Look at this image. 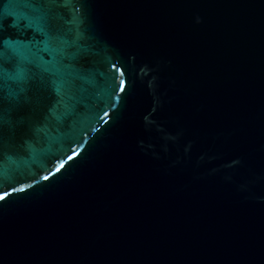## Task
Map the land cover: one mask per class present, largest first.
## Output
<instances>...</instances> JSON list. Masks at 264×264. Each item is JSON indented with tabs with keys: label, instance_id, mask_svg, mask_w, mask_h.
<instances>
[{
	"label": "water",
	"instance_id": "water-1",
	"mask_svg": "<svg viewBox=\"0 0 264 264\" xmlns=\"http://www.w3.org/2000/svg\"><path fill=\"white\" fill-rule=\"evenodd\" d=\"M0 67V264H264V0H0Z\"/></svg>",
	"mask_w": 264,
	"mask_h": 264
},
{
	"label": "snow or ice",
	"instance_id": "snow-or-ice-1",
	"mask_svg": "<svg viewBox=\"0 0 264 264\" xmlns=\"http://www.w3.org/2000/svg\"><path fill=\"white\" fill-rule=\"evenodd\" d=\"M24 2L29 3V2H31V0H24ZM38 2L41 3V4H44V3H48V2H54V0H38ZM41 19H42V17H36L34 19L30 18L29 19V25L31 26L32 24H35V26L37 28H39L40 27ZM15 52H16V55L17 56H19L21 58H25L24 57V53L21 52L19 49H16ZM3 71H4L3 68L0 67V74H2ZM8 75L12 79H19V78H21V72L20 71L14 73V74L13 73H9ZM105 115H107V113H105ZM69 159H71V157H69ZM0 199H2V197H0Z\"/></svg>",
	"mask_w": 264,
	"mask_h": 264
}]
</instances>
